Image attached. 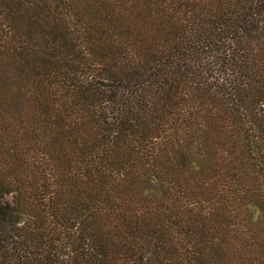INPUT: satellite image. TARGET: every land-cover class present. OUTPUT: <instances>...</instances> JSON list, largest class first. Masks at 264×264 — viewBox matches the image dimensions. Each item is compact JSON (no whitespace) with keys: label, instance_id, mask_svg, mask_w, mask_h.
<instances>
[{"label":"trees","instance_id":"trees-1","mask_svg":"<svg viewBox=\"0 0 264 264\" xmlns=\"http://www.w3.org/2000/svg\"><path fill=\"white\" fill-rule=\"evenodd\" d=\"M0 264H264V0H0Z\"/></svg>","mask_w":264,"mask_h":264}]
</instances>
